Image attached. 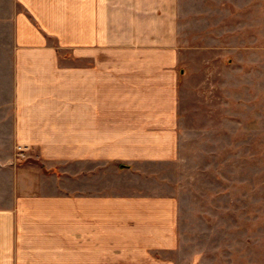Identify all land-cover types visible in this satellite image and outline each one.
I'll return each instance as SVG.
<instances>
[{
	"label": "crops",
	"instance_id": "crops-1",
	"mask_svg": "<svg viewBox=\"0 0 264 264\" xmlns=\"http://www.w3.org/2000/svg\"><path fill=\"white\" fill-rule=\"evenodd\" d=\"M185 1L12 0L0 264L190 263L170 166L183 54L205 35ZM258 2L241 12L243 46L259 36Z\"/></svg>",
	"mask_w": 264,
	"mask_h": 264
},
{
	"label": "rangeland",
	"instance_id": "rangeland-1",
	"mask_svg": "<svg viewBox=\"0 0 264 264\" xmlns=\"http://www.w3.org/2000/svg\"><path fill=\"white\" fill-rule=\"evenodd\" d=\"M254 0H187L200 52L183 54L180 159L170 166L189 264H264V0L255 38L239 39ZM12 0H0V141L13 129ZM186 12V15L184 13ZM193 46H196L195 44ZM245 47V48H244ZM195 48V47H193Z\"/></svg>",
	"mask_w": 264,
	"mask_h": 264
}]
</instances>
